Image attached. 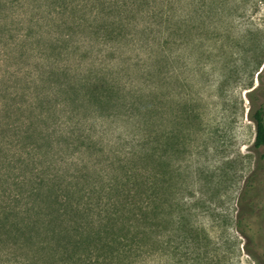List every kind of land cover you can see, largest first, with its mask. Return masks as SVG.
Returning a JSON list of instances; mask_svg holds the SVG:
<instances>
[{
  "label": "trees",
  "instance_id": "trees-1",
  "mask_svg": "<svg viewBox=\"0 0 264 264\" xmlns=\"http://www.w3.org/2000/svg\"><path fill=\"white\" fill-rule=\"evenodd\" d=\"M124 1L0 0V66L33 60L18 73L21 91L1 94L0 184L8 186L0 194V264H136L160 251L158 173L144 174L157 170L162 137L165 149L174 141L173 122L162 133L156 93L126 92L120 71L102 63V49L80 50L86 39L104 46L122 39ZM95 2L110 21L93 32L102 16ZM93 53L101 56L97 65L79 67ZM155 70L146 72L157 78ZM250 118L254 147L264 151L261 104ZM105 121L118 124L122 141L113 158L104 152ZM152 238L147 248L144 239Z\"/></svg>",
  "mask_w": 264,
  "mask_h": 264
},
{
  "label": "rangeland",
  "instance_id": "rangeland-1",
  "mask_svg": "<svg viewBox=\"0 0 264 264\" xmlns=\"http://www.w3.org/2000/svg\"><path fill=\"white\" fill-rule=\"evenodd\" d=\"M124 3L122 39L105 46L86 39L80 50L88 45L102 49V63L120 71L126 92H155L162 133L171 121L175 129L169 149L161 136L157 170L144 172V177L158 173L160 251L136 264H264V151L254 147L250 118L261 104L264 121V0ZM95 4L102 16L92 23L93 32L110 21L108 10ZM2 31L7 37L22 33ZM100 58L93 53L79 67L96 66ZM14 62L0 66V105L6 100L3 91L13 97L21 91L18 73L33 64L23 60L16 67ZM153 64L160 72L157 78L146 72ZM12 102L14 109L26 104L27 96ZM5 120L0 108V123ZM102 127L104 152L113 158L122 144L116 141L118 124L105 121ZM18 175L20 170L11 174ZM1 183L0 194L8 186ZM146 240L150 248L153 238Z\"/></svg>",
  "mask_w": 264,
  "mask_h": 264
}]
</instances>
